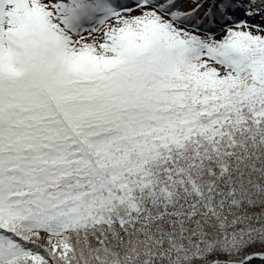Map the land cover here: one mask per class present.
Segmentation results:
<instances>
[{"label":"snow or ice","instance_id":"6c2138e0","mask_svg":"<svg viewBox=\"0 0 264 264\" xmlns=\"http://www.w3.org/2000/svg\"><path fill=\"white\" fill-rule=\"evenodd\" d=\"M0 264H264V0H0Z\"/></svg>","mask_w":264,"mask_h":264}]
</instances>
